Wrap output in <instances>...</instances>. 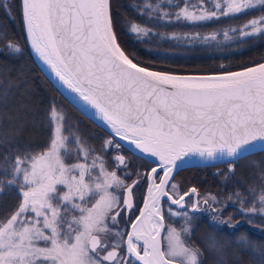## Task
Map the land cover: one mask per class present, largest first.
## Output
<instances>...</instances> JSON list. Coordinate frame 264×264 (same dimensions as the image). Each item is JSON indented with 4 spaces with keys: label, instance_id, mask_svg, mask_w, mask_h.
I'll return each mask as SVG.
<instances>
[{
    "label": "snow or ice",
    "instance_id": "obj_1",
    "mask_svg": "<svg viewBox=\"0 0 264 264\" xmlns=\"http://www.w3.org/2000/svg\"><path fill=\"white\" fill-rule=\"evenodd\" d=\"M0 6L11 16L6 0ZM135 11L145 23L114 20L111 0H21L32 48L82 102L81 110L106 122L111 136L101 153L115 154L110 170L105 155L86 146L55 104L48 112L46 145L8 146L0 159V186L15 187L20 200L0 217V264H200V249L188 242L190 213L206 206L215 213L213 221L233 228L231 217L221 219L229 205L238 203L243 216L264 217V185L249 187V203L239 191L220 200L211 193L200 197L196 187L181 191L174 182L185 158L228 157L234 172L240 159L264 151V62L216 74H173L142 66L120 41L121 31L137 43L153 35L192 41L200 33L161 34L147 25L197 24L260 11L223 31L225 40L255 39L264 36V0H143ZM0 40V51L22 52L3 28ZM119 141L147 154L155 166L128 172ZM141 179L148 182L146 196L136 208L133 191ZM134 210L138 214L131 218ZM122 214L130 217L124 224ZM166 214L178 218L180 227L168 223ZM240 240L248 243L243 235Z\"/></svg>",
    "mask_w": 264,
    "mask_h": 264
},
{
    "label": "trees",
    "instance_id": "obj_2",
    "mask_svg": "<svg viewBox=\"0 0 264 264\" xmlns=\"http://www.w3.org/2000/svg\"><path fill=\"white\" fill-rule=\"evenodd\" d=\"M6 3L11 8V16L6 14L4 6H0V28L8 32L10 39L19 43L22 52L9 54L7 49L0 51V141L6 142L0 144V159L10 145L21 148L25 145H46L51 134L48 112L50 106L55 104L65 114L67 123L75 126L73 131L86 142V146L105 155L108 165L113 167L110 156L115 153H101V145L111 136L110 130L86 115L48 77L27 37L21 15V0H6ZM142 3L143 0H111L114 20L118 19L122 24L128 20L145 23L144 18L135 11L136 6ZM174 3H180V0H174ZM168 10L175 11L171 7ZM259 14L260 11H251L236 18L222 17L197 24L173 21L169 24L161 22L159 25H147L161 34L200 33V37L192 41L153 35L137 43L123 31L120 32V41L130 57L134 55L144 66L153 64L157 70L180 74L232 71L264 61V36L225 40L223 31ZM214 32L219 33L215 40L203 39ZM4 43L0 40V48ZM121 146V152L128 157L129 162L131 159L137 160L132 173H136L138 165L145 167V163L152 164V161ZM230 160L187 166L180 169L176 177L183 187L194 185L220 200H227L230 194L239 191L250 203L252 196L249 195V187L259 189L264 185L261 178L264 151L259 150L240 159L234 165V172H229L227 161ZM0 178H5L2 172ZM233 199H236L235 196ZM19 200L15 187H4L0 195V217L11 213ZM238 207V203L237 207L229 205L221 214L224 220L231 217V222L237 225L234 228L213 221L215 213L210 209L204 216L195 215L190 241L201 249L200 264H264V217L243 216L238 212ZM242 235L248 243L240 240Z\"/></svg>",
    "mask_w": 264,
    "mask_h": 264
},
{
    "label": "water",
    "instance_id": "obj_3",
    "mask_svg": "<svg viewBox=\"0 0 264 264\" xmlns=\"http://www.w3.org/2000/svg\"><path fill=\"white\" fill-rule=\"evenodd\" d=\"M33 49V48H32ZM33 51H34V53H35V55H36V57H37V59H38V61L41 63V65L44 67V69H45V72H46V74L48 75V77L56 84V86L77 106V107H79L78 105L80 104V103H82V102H80L79 100H78V98H76L75 97V94L74 93H72L69 89H67L66 88V86H64L63 84H62V82H60L59 80H58V78L55 76V74H54V72L42 61V59L39 57V55L35 52V50L33 49ZM261 62H264V61H261ZM261 62H259V63H261ZM255 65V64H254ZM254 65H251V66H254ZM142 66H144V65H142ZM248 67H250V66H248ZM242 69V68H241ZM241 69H237V70H232V71H238V70H241ZM154 70H157V69H154ZM159 71H161V70H159ZM170 73H172V72H170ZM218 73H220V72H218ZM173 74H180V73H173ZM205 74H216V73H205ZM181 75H187V74H181ZM80 109H81V107H79ZM84 112V111H83ZM85 113V112H84ZM89 117H91L92 119H94V120H96L97 122H99L101 125H103L104 127H106L107 129H109L110 130V128L106 125V122H104L103 120H101L98 116H95V115H93L92 114V110H89V114H87ZM122 145H124L127 149H129L126 145H127V142H124V141H119ZM133 153H135V154H137V155H139V156H141V157H143V158H146V159H148V160H150V161H152V158H149L148 156H147V154H142V153H140L139 151H137V150H135V149H133V150H131ZM256 151H259V149H256V150H254V152H256ZM186 160H188V163H186V164H184V165H182L181 167H180V169H182V168H184V167H187V166H191V165H195V164H203V163H206V162H210V161H219V160H225V159H231V158H228V157H224V158H222V159H216V160H208V159H204V158H201V157H199V156H193V157H191V158H185ZM155 166V165H154ZM179 169V170H180ZM178 170V171H179ZM177 171V172H178ZM176 172V173H177ZM175 173V174H176ZM147 184H148V182H147ZM146 190H147V187H146ZM146 190H145V195H144V198H145V196H146ZM144 201V200H143ZM143 206V203H142V205H141V207Z\"/></svg>",
    "mask_w": 264,
    "mask_h": 264
},
{
    "label": "flooded vegetation",
    "instance_id": "obj_4",
    "mask_svg": "<svg viewBox=\"0 0 264 264\" xmlns=\"http://www.w3.org/2000/svg\"><path fill=\"white\" fill-rule=\"evenodd\" d=\"M132 162H133V164H132ZM135 163H137V160H135V159H133V160L131 159L130 160L129 167L131 168V171H132L133 167L136 166ZM153 166H154L153 163L151 165L145 163V167H142V168L138 165L136 167V172H138V170L140 168L142 169L140 173L147 172ZM132 179H136V176H134V178H132ZM132 179L129 180V181L127 180V183H130L132 181ZM174 182L177 183L178 185H180L181 191L187 190L188 188H191V187H196L194 185H189V186L183 187L181 185V183L179 182L178 178L176 177V174L174 175ZM146 187H147V180L146 179H141L140 183L134 188L133 195H134V199H135L136 208H140L142 203H143ZM197 189L199 191L200 197H204L205 196V192L203 190L199 189V188H197ZM189 203H190V201H189ZM164 206H165V208L168 207L167 201L164 202ZM174 210H175V208H174ZM207 212H208V208L206 206H202V210L200 212L190 213V214L204 216ZM136 214H138V212H135V210H134L133 216L131 218H134V215H136ZM129 218L130 217L128 215L122 214L121 224H124V222L126 220H128ZM166 221L168 223L170 221V219H168V217H167V214H166Z\"/></svg>",
    "mask_w": 264,
    "mask_h": 264
},
{
    "label": "rangeland",
    "instance_id": "obj_5",
    "mask_svg": "<svg viewBox=\"0 0 264 264\" xmlns=\"http://www.w3.org/2000/svg\"><path fill=\"white\" fill-rule=\"evenodd\" d=\"M125 157H126L127 160H128V157H127V156H125ZM128 161H129V160H128ZM108 167H109L110 170L113 168V167H111V166H109V165H108ZM141 168H142V167H141ZM141 168L138 170V172H141V170H142ZM127 171L132 173L130 167H128ZM127 180H128V179H127ZM131 182H132V181H131ZM131 182H130V183H131ZM130 183H129V184H130ZM209 193H210V192H205V196H207ZM211 194H212V193H211ZM212 195H213V194H212ZM215 206H217V205H215ZM190 215H192L191 225H192V229H193L195 215H193V214H190ZM169 223H170V224H173V226L179 228V227H180V224H181V221H180L178 218L173 217V218L170 219ZM188 242H189V243H192L190 240H189ZM192 244H194V243H192ZM194 245H195V244H194ZM195 246H197V245H195ZM197 247H198V246H197ZM198 248H199V247H198ZM199 249H200V248H199ZM200 251H201V249H200ZM201 253H202V252H201ZM201 258H202V255H201V257H200V262H201Z\"/></svg>",
    "mask_w": 264,
    "mask_h": 264
}]
</instances>
